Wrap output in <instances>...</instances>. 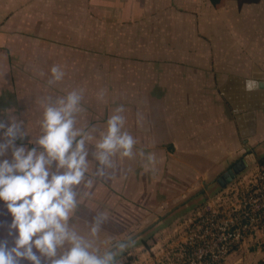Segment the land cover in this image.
Segmentation results:
<instances>
[{
    "label": "crops",
    "instance_id": "1",
    "mask_svg": "<svg viewBox=\"0 0 264 264\" xmlns=\"http://www.w3.org/2000/svg\"><path fill=\"white\" fill-rule=\"evenodd\" d=\"M229 2L235 7L231 26L217 24L212 31L228 38L223 42L215 35L206 45L205 18L222 21L228 17L224 9ZM176 33L190 38L181 41ZM53 65L72 75L61 80L80 81L91 73V83L106 81L100 90L91 87V100L97 96L102 105H91V121L76 116L78 127L100 131L113 110L122 106L124 128L136 140L133 156L126 157L129 169L119 179L120 188L113 187L110 177L95 175L92 148L87 179L94 184L84 193L83 182L75 186L78 195L91 200V210L105 214L103 220L113 203L127 211L134 192L144 201L148 193L160 191L161 181L172 182L173 188L177 178L189 182L183 190L191 191V179L203 176L204 170L237 159L254 143L264 146V96L255 98L264 92V0L241 5L227 0L219 8L209 0H0V121L7 125L14 118L20 123L26 134L17 144L35 146L43 105L54 95L43 88ZM255 68L262 74L260 87L221 92L229 78L253 80ZM115 93L118 102L111 98ZM234 94L243 96L236 102L226 98ZM254 102L259 107L234 108ZM248 110L254 116L243 130L254 132L242 137L235 116ZM5 157L10 152L0 156ZM74 217L75 213L72 223ZM127 217L122 216V224L128 223ZM11 219L0 202V240L13 242ZM112 239L105 230L91 233V241Z\"/></svg>",
    "mask_w": 264,
    "mask_h": 264
},
{
    "label": "clouds",
    "instance_id": "2",
    "mask_svg": "<svg viewBox=\"0 0 264 264\" xmlns=\"http://www.w3.org/2000/svg\"><path fill=\"white\" fill-rule=\"evenodd\" d=\"M49 83L63 78V70L53 65ZM260 84L246 80V90ZM81 93L71 90L52 103H45L39 119L40 134L33 147L17 144L26 133L20 123L9 118L7 125L0 121V156L10 152V157L0 158V202L11 215L9 246L0 240V264H115L117 249L102 253L92 249L90 242L70 227L69 220L79 199L75 186L86 179L90 171L88 142L93 137L77 126L76 114L81 107ZM123 107L117 106L107 118L105 127L95 138L92 157L96 162L95 175L104 176L112 168L113 158L132 157L136 143L133 135L124 128ZM149 159L154 157L149 154ZM101 213L89 231L95 235L104 218Z\"/></svg>",
    "mask_w": 264,
    "mask_h": 264
},
{
    "label": "rangeland",
    "instance_id": "3",
    "mask_svg": "<svg viewBox=\"0 0 264 264\" xmlns=\"http://www.w3.org/2000/svg\"><path fill=\"white\" fill-rule=\"evenodd\" d=\"M224 11L228 17L222 18V21L218 20L215 16L205 18L206 27L208 29V38H203L202 41L206 45L214 42L213 36H217L220 41H225L228 35L224 33L212 32L215 30L217 24L223 23V25L231 26L232 3L229 2ZM178 20V19H177ZM177 39L189 40L190 37L185 33H176ZM223 37V38H221ZM196 40V38L194 39ZM214 47V45H212ZM52 67V66H51ZM50 67V68H51ZM64 76L67 75L70 78L72 75L68 74L63 67H60ZM52 75V74H50ZM74 75L73 77H75ZM79 76V75H78ZM80 76H83L82 73ZM79 76V77H80ZM86 79L77 81L64 78L63 80L49 83L50 80L43 82V88L47 87V92H54L52 98H49L48 103L54 102L58 97V93L64 95L68 91L73 89L80 91L81 93V107L80 111L76 114L80 119L88 118L91 121V105H102L98 101L97 96L92 97L91 100V87L93 86L97 90L106 84V81H88L87 77L91 79V73L85 75ZM66 77V76H65ZM46 83V84H45ZM31 88L38 89L39 86L31 85ZM114 93V90L111 91ZM88 95L83 97L84 95ZM95 94V93H94ZM112 95L111 98L118 102V97ZM34 102H39V98L33 97ZM101 103V104H99ZM119 104V103H118ZM89 107V109H86ZM90 111L88 113L87 111ZM90 133L92 137L99 135V130L91 132V130L84 129ZM89 148V156H91V148L93 150L94 145L91 146V141L87 144ZM252 153H255L257 162L247 167L243 172L239 173L234 180L228 184L225 188H219L214 178L219 176L224 170L233 165L239 158H241L246 152L243 151L237 159L229 162L219 164L215 169L204 170L203 176H195L191 179V191H184L189 182H181V179L177 178L173 188L172 182L167 183L165 180L161 181L159 192H150L147 194L145 200L139 201L137 194H132V206L127 207V211L120 206L113 203L110 211L107 213L105 220H101L99 231L105 230L111 232L113 239L110 241H91V233L89 231L91 222L94 223L96 218L99 217L97 209L91 210V200L85 198L86 194H79L81 198L79 205L74 211L75 217L73 223L69 220V225H75L74 229L79 230V234L84 236L90 244L93 250H97L102 253L108 248H115L118 242L125 244L122 249H117V255L115 258V264H135L134 261L140 262V264H168L164 259H161L164 249L167 244H178L184 240L185 233H187L186 227L192 226L197 223L199 217H204L210 213V211H216L217 219L232 217V209L237 207L239 203L247 199L248 197H254L257 194L258 183L256 182L258 174V168L264 165V146L254 143L250 146ZM262 160V162H260ZM90 171L86 174L87 177L91 176V160ZM113 167L106 171L104 175L106 178H111L114 181L115 188H120L122 183L119 179L123 174L128 171L127 158L122 159L113 158ZM199 173V170H196ZM188 181V180H187ZM106 183V182H105ZM94 184V183H93ZM107 184V183H106ZM164 186L165 189H164ZM81 191L87 192L91 190V185H80ZM183 190V192H182ZM90 202H89V201ZM125 202V201H124ZM194 204H197L193 208ZM126 211V212H125ZM123 213V214H122ZM127 215L129 221L126 225H123L122 216ZM163 218H166L163 220ZM198 218V219H197ZM194 219V220H193ZM188 220H192L187 222ZM166 224L161 228L155 226L159 223ZM79 223L76 227V223ZM184 222H187L184 224ZM111 224V225H110ZM165 229V232H161ZM88 232V234H87ZM144 240L143 245H141ZM9 246L12 242H7ZM147 252V253H146ZM260 260H264V223L255 231L252 232L247 239H245L234 252L229 253L220 264H258ZM21 264H30L27 260H22ZM46 264V262H44Z\"/></svg>",
    "mask_w": 264,
    "mask_h": 264
},
{
    "label": "built area",
    "instance_id": "4",
    "mask_svg": "<svg viewBox=\"0 0 264 264\" xmlns=\"http://www.w3.org/2000/svg\"><path fill=\"white\" fill-rule=\"evenodd\" d=\"M257 173L256 196L242 200L232 209V217L227 219H217L216 211L199 217L196 224L186 227L187 233L182 242L167 244L163 248L161 259L168 264H220L229 253L234 252L264 223V165L258 168ZM134 263L140 264L137 261Z\"/></svg>",
    "mask_w": 264,
    "mask_h": 264
},
{
    "label": "water",
    "instance_id": "5",
    "mask_svg": "<svg viewBox=\"0 0 264 264\" xmlns=\"http://www.w3.org/2000/svg\"><path fill=\"white\" fill-rule=\"evenodd\" d=\"M253 72L254 73H252V76H251L252 79L258 81L260 86H261L262 85V82H261L262 74L256 68ZM244 83H245V81H243V80H238L237 78H229L226 85L221 88V92L225 93L226 91H230L231 89L233 91H237V90H239V88L243 89V88H245ZM238 84H239V87H238ZM246 95L248 96L249 92ZM242 96L243 95H240V94H234L232 97L226 96V98L229 101H231V99H233V101L236 102V101H239L238 99H241ZM263 96H264V92L260 91L259 93H256L255 98H257V97L263 98ZM261 105H262V103H260V106ZM252 107H254V108L259 107V102L258 103L254 102V104H249V103L241 104L240 106L238 104L234 105L235 109H245V108L251 109ZM253 116H254V113L251 110H248V112H245L241 116H235V120L238 124V128L241 130L240 134L242 137H246V136L253 134V132H254L253 129H247L246 131L243 130L244 127L248 128L249 124H248L247 120L252 119ZM241 119L245 120L246 123L245 124L240 123ZM246 151L249 152V149H246ZM256 162H257V158H256L255 153L249 152V153L243 155L233 165H231L229 168L224 170L219 176L214 178L215 184L219 188H222V189L225 188L228 184H230L234 180V178L239 173L243 172L247 167H249L250 165H252Z\"/></svg>",
    "mask_w": 264,
    "mask_h": 264
},
{
    "label": "trees",
    "instance_id": "6",
    "mask_svg": "<svg viewBox=\"0 0 264 264\" xmlns=\"http://www.w3.org/2000/svg\"><path fill=\"white\" fill-rule=\"evenodd\" d=\"M210 3L212 4V6L214 8H219L221 7L227 0H209ZM238 2L239 5L241 4H250V3H257L259 0H236ZM260 162H262V160H260ZM197 204H194L193 208L196 207ZM166 219V218H163V220ZM168 223V222H167ZM164 221L163 223H161V225H159V223L155 226L156 228H161V227H164L166 226V224ZM93 223H91L92 225ZM111 225V224H110ZM123 225H126V224H123ZM107 234H112L111 232L107 231L106 232ZM113 235V234H112ZM144 240H142V243L141 245H143V242ZM258 264H264V260H260L258 262Z\"/></svg>",
    "mask_w": 264,
    "mask_h": 264
},
{
    "label": "flooded vegetation",
    "instance_id": "7",
    "mask_svg": "<svg viewBox=\"0 0 264 264\" xmlns=\"http://www.w3.org/2000/svg\"><path fill=\"white\" fill-rule=\"evenodd\" d=\"M249 152H251V151H249ZM249 152H246V153H249ZM246 153H245V154H246Z\"/></svg>",
    "mask_w": 264,
    "mask_h": 264
}]
</instances>
